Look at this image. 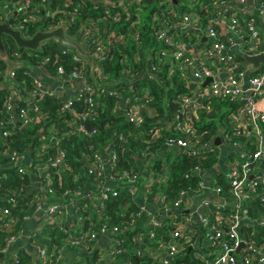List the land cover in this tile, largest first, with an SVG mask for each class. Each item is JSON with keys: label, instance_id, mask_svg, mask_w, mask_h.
Masks as SVG:
<instances>
[{"label": "built area", "instance_id": "obj_1", "mask_svg": "<svg viewBox=\"0 0 264 264\" xmlns=\"http://www.w3.org/2000/svg\"><path fill=\"white\" fill-rule=\"evenodd\" d=\"M36 1L4 0L0 24L8 23L30 39L36 33L30 31L32 24L59 17L58 23L43 30L66 24L67 37L84 44L92 57L99 85L89 60L58 38L43 41L39 50L21 48L11 37L4 40L10 61L21 65L7 72V63L0 59V113L6 118L0 121V158L27 178L28 185L4 188L1 178L8 175L0 164V227L8 232L0 264H21L27 252L32 254L27 264H187L183 258L191 252L199 264H264V209L258 206H264V70H241L239 52L234 50L249 36L252 44L241 49V55L264 53V0H212L206 19L195 10L186 11L184 2L165 0L150 13L148 24L160 49L148 46L144 55L138 50L144 44V0H99L100 15L81 24V34L74 36L78 39L67 30L86 0L72 9L67 8L72 0ZM194 2L204 9L203 0H192L191 5ZM130 12L127 27L112 28L111 22L121 23L124 13ZM191 33L194 38H187ZM112 37L125 48L131 39L137 51L131 55L124 51L117 58ZM140 58L147 60L143 68L138 67ZM116 60L126 66L108 70V62ZM165 65L169 76H179L190 85L178 95L174 114L168 109L161 113L151 88L144 84L162 81ZM209 77L212 81L203 88ZM210 98L229 99L238 106L208 137L198 127L201 111L212 110ZM46 100L52 104L48 108L43 106ZM110 101L111 113L136 131L115 129L102 141L103 130L111 126L109 121L101 126ZM26 128L32 131V141L18 149L14 137ZM232 131L244 133L245 140H235ZM131 137L142 140L146 148L133 152L134 165L124 167V142ZM75 140L84 142L76 146ZM69 142L81 169L69 162ZM224 153L219 171L195 166L185 173L186 178H199L197 185L176 196L162 190L171 184L173 163L183 155L201 160L218 154L215 167H219ZM64 173L74 186L65 185ZM56 180L61 192L54 188ZM121 188L138 205L137 217L145 216L126 227L105 218L106 201L118 196ZM26 190L33 193V211L21 219L13 209ZM37 212L42 213L44 227L26 231ZM43 232L46 237L39 235ZM22 238L33 250L12 249Z\"/></svg>", "mask_w": 264, "mask_h": 264}, {"label": "trees", "instance_id": "obj_2", "mask_svg": "<svg viewBox=\"0 0 264 264\" xmlns=\"http://www.w3.org/2000/svg\"><path fill=\"white\" fill-rule=\"evenodd\" d=\"M4 0H0V4L3 3ZM65 0H52L53 4L57 3H64ZM81 0H72V2L67 3V8L72 9L74 5H78ZM105 1H110V0H104ZM165 0H144L145 7L144 11L141 13L142 16V22H143V30H142V35H143V47L138 48L140 53L144 55L146 47L148 46H154V50H159L160 45L155 39L153 35H151V30L149 29V17L150 13L152 14L161 4V2L164 3ZM186 0H180V2H185ZM205 2V7L202 9L201 5L198 2H194L193 6H189L187 3H184L183 8L186 11H192L195 10L197 13L202 15L205 19L209 16L211 13L213 7H212V0H203ZM36 2H39L38 0ZM105 7L111 8V10H114L115 7L110 5L109 3H104ZM103 8V6L99 3H95L94 0H86V3L84 5H81L78 7V11L75 13V21L68 27V34L70 36H77L76 34H81L79 33V28L82 23H84L89 17H94L96 18L97 16L100 15L102 10H99ZM1 12V9H0ZM132 13H124L123 16V21L121 23H114L111 22L112 28L115 29H120L125 28L129 25L130 21L129 18L131 17ZM47 23L45 24H32L31 25V32L35 33L37 30L41 29H46L48 28L51 24H56L59 22V17L55 20L52 19H46ZM103 25V24H102ZM101 27V25H99ZM101 30V28H99ZM187 38L193 39L194 34H186ZM77 38L78 37H74ZM129 46L125 48V45L123 42L115 40L114 37H112V43H111V48L112 50L115 51L117 58L121 56V53L126 51L128 55H131L133 51H137V45L130 39L128 42ZM127 44V45H128ZM116 58V59H117ZM238 60H242L241 55H237ZM147 65V60L145 58H140V64L138 65L139 68H143L144 66ZM151 65V63H150ZM126 64L124 63L121 65L119 61H113V62H108L107 64V69L108 70H113L118 71L121 67H125ZM168 69L167 66H164V69L162 68V73H161V79L152 80V81H147L144 82L145 85L149 86L153 92V94L156 97V106L159 108V111L163 113L164 109H168L171 114H174L178 111L179 109V104L176 102V99L178 98V95L184 94L188 91L190 85L188 80H184L180 78L179 76L173 75L169 76L167 73ZM19 73V71H18ZM19 77L20 74H19ZM22 78V77H21ZM2 101V98L0 97V102ZM207 103L212 107L211 111H206V109L202 110L200 113V123L198 130L200 132L207 131V136H211L216 132L217 125L216 121L219 119L220 122H226L228 120L227 116L229 114V111L232 109H236L238 104L237 102L233 103L229 99H218V98H210ZM112 104L113 101H110L107 107V111L103 116V121L101 126L104 128V123L106 121H109L111 123V126L108 128V130H103L100 139L102 141L107 140L109 137L112 136L113 131L115 129H119V131H125L128 133H133V131H136L130 124H128L123 118L117 115H113L111 113L112 110ZM51 101L46 100L43 103V106L45 108H48L51 106ZM6 119L3 114L0 113V121ZM148 125H145L141 129H146ZM140 131V130H137ZM32 131L29 129H21L19 133L14 137L15 141V146H17L18 149H21L25 147L30 141H32L31 138ZM232 135L235 140H241L240 137H242L243 140H245L244 133L239 135L237 131H232ZM83 140H75V145L79 146L83 144ZM159 144H162L161 142ZM69 147V154H70V164L75 168V169H81V162L76 159L77 152L74 150L73 145L69 142V144H66ZM124 146L126 148L125 155L123 158V166L124 167H132L134 165L136 158L133 155V152L136 151H142L146 148V144L143 143L142 140L136 141L131 138H127V140L124 142ZM204 157V156H203ZM219 160V155L214 154V155H206L203 159L198 160V158L194 157H188L187 155H183L179 159L175 160L173 163V168H172V173H171V184L169 186H164L162 187V190L169 194V195H174L176 196L178 192L183 189L187 188L189 186H194L197 185L199 178L195 176H191L190 178L185 177V173L190 169L194 168L195 166H200L203 170L208 171V170H213L215 167V164L218 163ZM8 163V160H5L3 158H0V164H3L2 166L5 167L3 172H5L8 177L7 178H1L2 184L4 188H16L19 186H27L28 185V179L27 178H21L20 175H17L16 171L12 168L9 167V165H6ZM2 172V173H3ZM0 173V175L2 174ZM68 173H64L63 178L65 185H73V182L71 179L67 180ZM219 180L227 186V182H225L223 175H219ZM83 179V177H82ZM54 188L56 189L57 192H61L60 185L58 184V181L56 180V183L54 185ZM33 193H30L28 190L23 191L20 195V200L19 204L16 208H14V212L16 214H19L20 218L22 219V216L25 213H32L33 208L31 205V199H32ZM152 199V196L150 197ZM131 205H130V203ZM260 210L264 209V206L258 205ZM140 209L138 208V205L132 204V195L124 190L120 189V193L118 196H111L107 201H106V207H105V218H107L108 222L110 223H117L122 225L123 227H126L128 223L131 222L133 219H142L145 216L143 215L141 217H137L136 213H138ZM256 212V211H254ZM126 214V216H122L123 214ZM21 224V223H20ZM20 228V225L18 226V229ZM48 232V231H47ZM264 232V231H263ZM45 233H40L39 235L42 236ZM50 236L54 237L53 233H47ZM45 234V237L46 235ZM8 232L3 228L0 227V253L2 248L6 244V238H7ZM42 238V239H45ZM128 240L129 237H126ZM57 238L55 239V241ZM32 260V254L31 252L23 253L22 257V263L21 264H27L31 263ZM183 260L187 264H199V262L196 260L194 256H192V252L190 254H187ZM134 264H151L150 261H135Z\"/></svg>", "mask_w": 264, "mask_h": 264}, {"label": "water", "instance_id": "obj_3", "mask_svg": "<svg viewBox=\"0 0 264 264\" xmlns=\"http://www.w3.org/2000/svg\"><path fill=\"white\" fill-rule=\"evenodd\" d=\"M95 3H98V0H94ZM176 5L179 3V0H172ZM66 24L61 25L60 27L52 30H47L44 31L43 29H39L36 31V33L33 35L32 38L30 39H25L22 37L21 32L18 30L12 29L8 23H3L0 24V59L5 61L8 65V71L10 72L11 69H13L16 66H20L21 64H16L12 63L10 59L8 58L7 55V49H6V44H5V37L12 38L19 47H28L34 50H39L41 48V44L43 41L52 39V38H58L60 43L63 44L64 46H70V47H75L79 54L82 56H85L92 67V77L93 80L98 84L94 77V64L92 62V57L85 52V47L84 44H81L77 41L70 40L67 35H66ZM243 58L246 60L248 63H253L256 66H259L261 63H264V53L256 54V55H243ZM212 81V77H209L205 80V82L202 84V87L205 88L207 85ZM244 103L245 101H241ZM217 144L221 143L220 137L217 138L216 140ZM218 168V166L216 167ZM3 257V254H0V259ZM38 258V256H36Z\"/></svg>", "mask_w": 264, "mask_h": 264}, {"label": "crops", "instance_id": "obj_4", "mask_svg": "<svg viewBox=\"0 0 264 264\" xmlns=\"http://www.w3.org/2000/svg\"><path fill=\"white\" fill-rule=\"evenodd\" d=\"M99 1V0H98ZM180 2V0H179ZM263 40V43H262V47H264V38H262ZM252 44V40L249 36L247 37H244L243 40H240L238 42V46L235 47V51L236 52H239L238 55L240 54H244L243 51L241 49H247L248 47H250V45ZM249 55V54H248ZM242 56V55H241ZM240 61V65L239 67L241 68V70L243 71H247L248 73H256V72H259L261 70H264V63H261L259 66H256L255 64L253 63H247L246 60L243 58L242 56V60H239ZM250 74H248L249 76ZM225 153L222 155V158L220 159V165L218 168L214 167V172H217L219 171L224 163H225V160H226V157H225ZM209 179V177H208ZM193 204V203H192ZM149 206V205H148ZM150 206H152L150 204ZM44 219H43V216H42V213L40 212H37L32 218L30 221L27 222L26 224V231H29L31 229H41L44 227ZM12 249L14 250H21V249H28V250H33V247L30 245V243L25 239V238H22L20 240H18L12 247Z\"/></svg>", "mask_w": 264, "mask_h": 264}, {"label": "rangeland", "instance_id": "obj_5", "mask_svg": "<svg viewBox=\"0 0 264 264\" xmlns=\"http://www.w3.org/2000/svg\"><path fill=\"white\" fill-rule=\"evenodd\" d=\"M190 2H192V0H186L184 3H187V4L190 5V6H193V3H192V5H191ZM5 39L7 40L8 37H5ZM216 125H217V127H222V124L220 123L219 119H217V121H216Z\"/></svg>", "mask_w": 264, "mask_h": 264}]
</instances>
